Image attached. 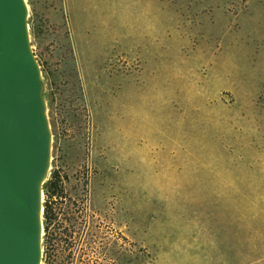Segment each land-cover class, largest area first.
<instances>
[{"label": "rangeland", "instance_id": "374dc122", "mask_svg": "<svg viewBox=\"0 0 264 264\" xmlns=\"http://www.w3.org/2000/svg\"><path fill=\"white\" fill-rule=\"evenodd\" d=\"M26 1L41 264H264V0Z\"/></svg>", "mask_w": 264, "mask_h": 264}, {"label": "water", "instance_id": "95a60500", "mask_svg": "<svg viewBox=\"0 0 264 264\" xmlns=\"http://www.w3.org/2000/svg\"><path fill=\"white\" fill-rule=\"evenodd\" d=\"M26 0H0V264H41L52 162L47 87Z\"/></svg>", "mask_w": 264, "mask_h": 264}, {"label": "trees", "instance_id": "16d2710c", "mask_svg": "<svg viewBox=\"0 0 264 264\" xmlns=\"http://www.w3.org/2000/svg\"><path fill=\"white\" fill-rule=\"evenodd\" d=\"M55 187V184H51L50 186H49V190H51V189H53ZM45 207V209H44V213H43V217H44V219L45 220H47L48 221V223H50L51 222V207H49V206H44Z\"/></svg>", "mask_w": 264, "mask_h": 264}]
</instances>
